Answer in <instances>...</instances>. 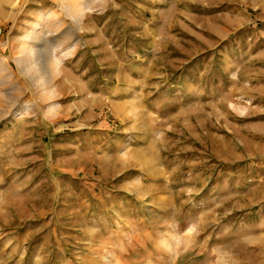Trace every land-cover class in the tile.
<instances>
[{
	"label": "rangeland",
	"instance_id": "1",
	"mask_svg": "<svg viewBox=\"0 0 264 264\" xmlns=\"http://www.w3.org/2000/svg\"><path fill=\"white\" fill-rule=\"evenodd\" d=\"M0 264H264V0H0Z\"/></svg>",
	"mask_w": 264,
	"mask_h": 264
}]
</instances>
